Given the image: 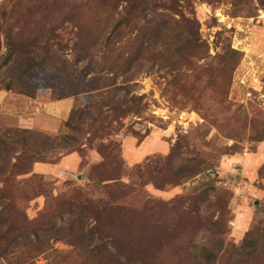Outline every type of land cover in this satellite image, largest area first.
Instances as JSON below:
<instances>
[{"label": "rangeland", "instance_id": "rangeland-1", "mask_svg": "<svg viewBox=\"0 0 264 264\" xmlns=\"http://www.w3.org/2000/svg\"><path fill=\"white\" fill-rule=\"evenodd\" d=\"M84 2L0 0V90L11 84L13 94L32 100L71 101L69 117L61 120L56 132L33 131L73 135L64 147L80 149L67 156L58 149L48 156L55 164L42 168L35 164L33 173L46 184L37 195L44 196L28 194L33 198L29 204L15 203L25 208L29 220L47 212L57 226L63 225L60 218L73 217L63 213L59 218L61 203L74 215L85 206L94 207L90 210L95 213L79 217L86 229L84 250L66 258L67 264L100 262L84 254L97 246L107 251L105 263L207 264L204 251L238 247L248 233L261 250L254 264H264V0H177V9L186 18L182 32L195 35L203 48L200 68L182 70L183 77L166 92L160 85L162 72L140 70L133 94L144 96V101L127 105L121 117L107 113L103 122L111 126L105 138L88 135L94 130L87 126L74 131L76 125L68 123L73 109L87 106L76 108L74 95L96 75L84 76L88 62H78L80 42L73 24H68L75 7L82 20L90 17L92 8ZM226 65L234 71L223 70ZM25 66H31L32 74L21 83L17 76ZM220 76L229 79V89ZM220 90H225V98L215 94ZM134 111L141 112L134 115ZM4 113L0 112L1 128L25 130ZM101 145L120 148L119 171L98 168ZM71 155L74 158L61 164ZM192 169L200 173L177 185L166 181ZM116 176L119 181H102ZM19 181L17 185L9 177L4 185L18 198L32 188ZM28 237L27 232L17 233L0 241V257L12 253L4 257L8 261L0 258V264L27 255ZM53 247L64 253L73 249L66 242ZM35 264L47 260L41 256Z\"/></svg>", "mask_w": 264, "mask_h": 264}, {"label": "trees", "instance_id": "trees-1", "mask_svg": "<svg viewBox=\"0 0 264 264\" xmlns=\"http://www.w3.org/2000/svg\"><path fill=\"white\" fill-rule=\"evenodd\" d=\"M176 1L85 0L84 3L92 8L88 19H81L79 7H75V10L69 13L68 24H73L72 27L76 29V38L80 42L81 53L77 55L78 62L84 60L88 62L84 76L96 74L74 95L77 99L76 108L83 103L87 104L84 109L74 107L76 110L73 109L71 113L68 123L76 125L77 128L74 131H82L81 126H87L88 129L94 130L88 133L90 136L96 137L99 134L103 138L109 136L107 129L111 126V122H103L107 118V113L115 114V117L124 116L128 109L127 105L141 104L145 99L144 96L133 94L137 88L134 82L140 70L148 67L146 73L162 72L159 75L163 80L160 85L162 91L166 92L172 90L174 83L183 77L182 70L200 68L199 62L205 58L203 48L195 35L190 34L189 37L182 32L181 25L186 18L177 9L179 6ZM157 4L160 5L157 6ZM188 45L189 48H187ZM186 49L189 54H185ZM229 53L237 55L233 50H229ZM95 54H100L101 57L97 59ZM27 60L32 62L31 59ZM30 67L22 68V73L17 76L21 83L31 76ZM222 69L234 71V68L229 65ZM227 73L225 72L226 76L231 77ZM119 79L123 81L121 84L118 83ZM221 80L225 84L224 87L229 89V79L225 81L221 78ZM14 87L11 84L7 85L4 91L12 92ZM215 94H218L219 98L226 96L225 90ZM140 112L134 111L133 114L138 115ZM96 123L100 125L96 126ZM33 130L40 129L0 127V179L4 180L3 187L0 189V228H5L4 232H0V241L12 239L17 233L22 235L27 232L30 236L26 240L29 242L28 254H20L17 259H10V264H35L36 259L41 256L46 258L47 264H67L66 258L78 255L84 250L82 249L85 247L83 236L86 229L79 217L84 219V216L95 213L90 210L94 207L85 206L77 215H74L71 208H66V204L61 203L59 218L63 213L73 214V217L65 220L60 218L63 225L57 226L54 221H51L52 218L48 220L47 212L29 220L25 208L21 210L20 205L15 201L20 200L22 204H29L33 198L44 196V193L37 195V192L45 190L46 184L43 183L41 175L33 173L35 164H55L48 159V156L58 149H64L65 156L79 152L80 149L68 151L64 147L68 140H74L73 135L51 136ZM98 152L102 159L98 168L107 170L109 167L111 171H119L117 168L120 167L122 159L118 146L110 149L101 145ZM199 173V169H192L185 174H175L166 181L170 185H177L178 182L191 179ZM9 177H13L17 185L21 178L22 183H29L32 188L22 197H14L12 188L4 186L9 181ZM119 180L116 176L114 179L104 178L102 181ZM34 183H36L35 186H33ZM28 194H33V198L30 199ZM6 200L8 201L5 202ZM57 242H66L73 247L72 251L69 253L58 251L53 247ZM260 251L253 234L248 233L240 246L230 250L221 248L216 253L204 251L206 256H203V259L207 261V264H216L218 260H226L228 264H254L253 260ZM106 252L97 246L89 252L84 251V254L87 258L100 260L90 264H112L110 261L103 262ZM219 253H223L222 257ZM2 254L0 258L8 261L4 257L12 253Z\"/></svg>", "mask_w": 264, "mask_h": 264}, {"label": "crops", "instance_id": "crops-1", "mask_svg": "<svg viewBox=\"0 0 264 264\" xmlns=\"http://www.w3.org/2000/svg\"><path fill=\"white\" fill-rule=\"evenodd\" d=\"M35 104L39 107L36 108ZM71 108L72 103L69 100L46 103L40 99L32 100L22 95L0 90V112H5V116L14 117L16 123L25 129L39 128L54 133L61 120H66L69 117ZM71 158L74 156L71 155L64 159L61 164L67 163ZM36 165H39V168L43 166V164Z\"/></svg>", "mask_w": 264, "mask_h": 264}]
</instances>
